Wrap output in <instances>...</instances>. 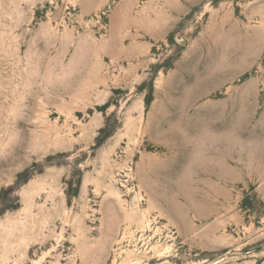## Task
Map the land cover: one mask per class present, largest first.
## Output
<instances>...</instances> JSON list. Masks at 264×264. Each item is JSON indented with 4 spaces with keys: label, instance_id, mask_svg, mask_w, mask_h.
<instances>
[{
    "label": "rangeland",
    "instance_id": "374dc122",
    "mask_svg": "<svg viewBox=\"0 0 264 264\" xmlns=\"http://www.w3.org/2000/svg\"><path fill=\"white\" fill-rule=\"evenodd\" d=\"M0 264H264V0H0Z\"/></svg>",
    "mask_w": 264,
    "mask_h": 264
},
{
    "label": "crops",
    "instance_id": "0c3cea01",
    "mask_svg": "<svg viewBox=\"0 0 264 264\" xmlns=\"http://www.w3.org/2000/svg\"><path fill=\"white\" fill-rule=\"evenodd\" d=\"M161 11H163L162 19L157 17V15L160 14ZM190 12H195V11H192V10H146L145 11L146 23L152 24L155 30H162V29L166 30L167 28L165 27V23L167 22L177 23L178 22L177 16H179L180 14H187ZM110 13H111V22L121 24L122 25L121 28L123 30L130 31V32L135 31L136 28L133 27V23H135V21L137 22L136 20L137 18L135 19V21L133 20V15L137 13L135 10L126 9L124 5V6L117 7L114 10H111ZM139 13L140 12H138L137 14ZM160 24L164 25L162 29H160L157 26ZM159 36L160 35L151 34V36L149 37L151 39H157V37Z\"/></svg>",
    "mask_w": 264,
    "mask_h": 264
}]
</instances>
